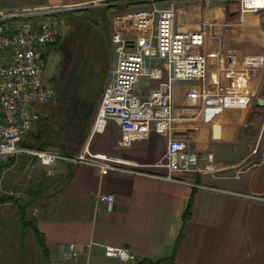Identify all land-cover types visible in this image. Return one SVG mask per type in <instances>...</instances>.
<instances>
[{"label": "crops", "instance_id": "obj_1", "mask_svg": "<svg viewBox=\"0 0 264 264\" xmlns=\"http://www.w3.org/2000/svg\"><path fill=\"white\" fill-rule=\"evenodd\" d=\"M152 3L151 0H0V9L106 4L104 9L113 12L110 18L113 44L115 32H145L130 27L124 16L150 8ZM155 3L160 8L174 9L176 28L206 29L210 50H234L239 57L264 56V9L241 13L238 0H155ZM93 57H97L96 51ZM115 64L116 54L103 67V76ZM194 85L190 81L176 83L173 124L155 121L148 138L135 139L129 145L122 143L121 127L113 119L94 129L98 108L88 101L79 105L71 99L57 105L67 107L71 114L75 113V122L81 123L70 131L69 138L60 136L58 142L51 143L45 123L40 118L33 123L22 145L41 142L37 147L43 146L64 157L44 165L37 157L20 154L8 163L13 166L19 156H29L41 165L43 171L35 177L30 196L36 206L33 218L45 239L50 264H134L108 257L107 246L128 247L137 261H157L174 253L180 234L182 241L174 264H264L261 158L264 127L255 132L257 122L262 126L264 64L250 79L253 99L247 107L201 111L186 97ZM51 103L38 105L40 114ZM172 136L188 139L200 154V166H205L207 155L213 154L215 173H173L193 178L198 184L194 186L164 178L168 169L160 162ZM37 147L30 148L40 149ZM256 147L258 153L253 152ZM82 154L116 159L128 169L102 174L97 166L76 160ZM102 194L113 195L111 210L101 201ZM190 201V218L184 221ZM69 244L75 245L74 257L67 253Z\"/></svg>", "mask_w": 264, "mask_h": 264}, {"label": "built area", "instance_id": "obj_2", "mask_svg": "<svg viewBox=\"0 0 264 264\" xmlns=\"http://www.w3.org/2000/svg\"><path fill=\"white\" fill-rule=\"evenodd\" d=\"M152 7L127 12L133 29L145 32H115L116 64L109 70L94 129L115 120L123 133L122 143L150 136L155 121L170 125L176 120V83L193 81L186 97L201 111L247 107L253 99L249 82L264 64L263 55L239 57L234 50L208 49L206 29L182 31L175 26L173 8ZM241 13L264 9V0H238ZM43 9H0V165L20 154L37 157L51 165L64 156L56 151L22 145L25 134L40 117L38 105L51 103L55 91L43 82L45 61L41 48L56 41L58 25L48 18H37ZM33 17L32 19H27ZM208 25V24H206ZM212 70L210 71V69ZM258 147L253 152L258 153ZM264 160V153H261ZM200 154L185 137H170L160 165L168 169L164 178L187 185H198L193 178L173 173H215L213 154L200 166ZM76 160L91 163L102 174L127 170L120 162L104 156L80 155ZM101 201L112 209L114 197L102 194ZM68 255H77L68 245ZM108 257L135 263V253L125 246H107Z\"/></svg>", "mask_w": 264, "mask_h": 264}, {"label": "rangeland", "instance_id": "obj_3", "mask_svg": "<svg viewBox=\"0 0 264 264\" xmlns=\"http://www.w3.org/2000/svg\"><path fill=\"white\" fill-rule=\"evenodd\" d=\"M105 7L106 4L61 7L37 14L39 19L48 14L47 18L60 28L56 41L41 48L45 61L43 82L55 94L52 106L40 114L39 120L47 126V139L51 143L58 142L60 136L69 138L70 131L81 126L75 122V113L57 106L59 102L72 99L80 105L88 101L99 109L109 72L103 76V67L116 54L110 41L113 12ZM260 113L262 126L257 122L255 132L264 127V110ZM11 166L12 163L5 164L0 172V191L12 196L11 201L0 205V264H45V254L32 225L24 223L35 217L32 211L36 206L30 195L35 177L43 170L29 156H19Z\"/></svg>", "mask_w": 264, "mask_h": 264}, {"label": "trees", "instance_id": "obj_4", "mask_svg": "<svg viewBox=\"0 0 264 264\" xmlns=\"http://www.w3.org/2000/svg\"><path fill=\"white\" fill-rule=\"evenodd\" d=\"M84 10H87V9H84ZM42 18H47L49 17V15L47 14L46 16L45 15H42L41 16ZM33 17H28L27 19H32ZM38 18V17H37ZM23 145H26V146H30V147H37L39 145H42V143L40 142L39 145H36V144H32V145H29V144H23ZM37 148H40V149H43L44 147H37ZM1 169H2V166L0 165V172H1ZM12 199V196L10 195H4L1 193L0 191V205L1 204H4L8 201H11ZM191 201H190V204L188 206V208L186 209L185 213H184V221H187L189 218H190V211H191ZM25 224H29V225H32L36 235H37V240L42 248V250L44 251V254H45V259H46V264H50V259H49V253H48V249H47V246H46V242H45V239L43 237V235L41 234V232L38 230V227H37V223H36V219L35 218H30V220H28V222H24ZM181 241H182V237H181V234L178 238V240L176 241V244H175V250H174V253L169 256V257H165V258H162L160 260H157V261H151V260H138L135 264H174V259H175V253L177 252V249L179 248L180 244H181Z\"/></svg>", "mask_w": 264, "mask_h": 264}, {"label": "water", "instance_id": "obj_5", "mask_svg": "<svg viewBox=\"0 0 264 264\" xmlns=\"http://www.w3.org/2000/svg\"><path fill=\"white\" fill-rule=\"evenodd\" d=\"M260 103H263V100H260Z\"/></svg>", "mask_w": 264, "mask_h": 264}]
</instances>
